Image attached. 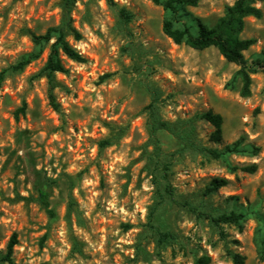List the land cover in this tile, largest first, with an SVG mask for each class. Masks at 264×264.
<instances>
[{
	"label": "rangeland",
	"instance_id": "obj_1",
	"mask_svg": "<svg viewBox=\"0 0 264 264\" xmlns=\"http://www.w3.org/2000/svg\"><path fill=\"white\" fill-rule=\"evenodd\" d=\"M60 1L0 0V264L12 234L17 264H194L202 255L232 264V253L264 264V73L251 74L241 97L238 66L215 48L174 44L151 0H76L70 16L81 40H66L85 61L61 57L56 112L44 71L53 40L13 67L35 52L29 33L61 25ZM234 1L199 0L182 21L212 27ZM257 7L261 18H246L240 34L255 40L247 61L264 49V0ZM208 110L223 118L219 144L201 118ZM157 122L166 127L152 134ZM239 139V153L199 151ZM252 163L253 174L231 171ZM214 178L228 184L207 193ZM42 183L51 185L53 216L37 202ZM230 212L243 218L215 225L201 215Z\"/></svg>",
	"mask_w": 264,
	"mask_h": 264
},
{
	"label": "trees",
	"instance_id": "obj_2",
	"mask_svg": "<svg viewBox=\"0 0 264 264\" xmlns=\"http://www.w3.org/2000/svg\"><path fill=\"white\" fill-rule=\"evenodd\" d=\"M153 4L161 6L166 13V17L163 20L162 32L167 36L174 44H184L191 49L202 51L208 48H215L218 53L229 63H233L238 66V70L235 74L241 82V88L239 94L241 97L250 96V87L252 84L251 74L258 71L264 73V49L260 52L259 56L254 60L247 61L244 58V52L254 45L255 40L253 38L242 39L240 34L242 33L245 25V19L252 17L260 19L262 12L257 7V3L261 0H235L231 5H226L223 10V15L218 18L216 23L209 27L203 23L200 19L194 18L190 24L182 21L181 11L185 7H195L199 0H151ZM106 2L116 7L113 0H106ZM76 0H61L62 22L61 25L54 28H49L43 35H35L29 33L30 40L35 47V52L25 55L23 59L13 67L18 70L29 64L32 60L36 59L40 54L42 47L45 44H49V52L47 61L44 67L46 72V78L48 81V102L51 108L58 112L59 105L56 102L53 94V76L55 73H67V69L62 62V56L67 59L82 63L85 61L83 56L73 48L66 40L68 35H72L75 41L81 40L80 33L71 24V12L74 8ZM119 19L123 24L130 21L131 16L124 9L117 10ZM108 75L101 77L104 80ZM4 80V72L0 73V87ZM23 111V109H21ZM201 118L205 120L212 128V132L209 136L210 142L219 144L222 141V124L223 118L220 114L208 110L201 115ZM153 132L159 128H165L166 124L163 122H157L153 126ZM241 139L235 141L232 145L226 146L222 151L212 148H199V151L218 159L226 154L239 153V145ZM108 141H102L99 143L100 147L107 146ZM256 153L258 150H254ZM253 174L257 170L256 164H247L241 167H232L231 171L236 170ZM228 184V180L225 178H214L211 180L207 193L216 192L218 189L225 187ZM165 191L170 194V186H165ZM51 185L50 183H42L37 189V202L45 210L49 216H53V211L50 208ZM73 205L72 200L69 201V207ZM206 219H209L213 224H226V223H238L243 215L240 213L230 212L228 214L223 213L217 217L209 214H201ZM17 244L16 234H12L7 246L5 254L1 257V261L5 264H17L12 259L13 249ZM232 264H245V257L239 253L230 254ZM211 258L208 255H202L197 258L194 264H210Z\"/></svg>",
	"mask_w": 264,
	"mask_h": 264
}]
</instances>
